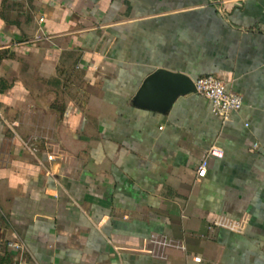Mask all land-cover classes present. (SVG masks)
<instances>
[{
  "label": "crops",
  "instance_id": "crops-1",
  "mask_svg": "<svg viewBox=\"0 0 264 264\" xmlns=\"http://www.w3.org/2000/svg\"><path fill=\"white\" fill-rule=\"evenodd\" d=\"M157 68L244 104L136 106ZM8 240L30 264H264V0H0V264Z\"/></svg>",
  "mask_w": 264,
  "mask_h": 264
},
{
  "label": "built area",
  "instance_id": "built-area-1",
  "mask_svg": "<svg viewBox=\"0 0 264 264\" xmlns=\"http://www.w3.org/2000/svg\"><path fill=\"white\" fill-rule=\"evenodd\" d=\"M41 20H43L41 18ZM41 36H39L40 38ZM197 93L203 95L211 103V109L223 122L231 120L233 114L241 109L244 104L242 95L230 92L224 80L214 75H207L195 80ZM222 149L212 146L207 150V153L200 162L197 169L198 178H203L207 174L208 163L210 156H222ZM53 159L52 156L48 157ZM155 242L159 245L167 246L169 242L166 239H157ZM7 248L16 253V258L8 264H30V260L26 253V247L20 240H8ZM182 247V246H181ZM183 248V247H182ZM195 262H200L201 257H194Z\"/></svg>",
  "mask_w": 264,
  "mask_h": 264
},
{
  "label": "water",
  "instance_id": "water-1",
  "mask_svg": "<svg viewBox=\"0 0 264 264\" xmlns=\"http://www.w3.org/2000/svg\"><path fill=\"white\" fill-rule=\"evenodd\" d=\"M195 91V80L187 74L157 68L145 78L134 97V104L165 113L179 96Z\"/></svg>",
  "mask_w": 264,
  "mask_h": 264
}]
</instances>
